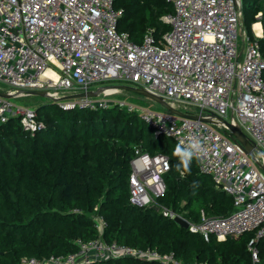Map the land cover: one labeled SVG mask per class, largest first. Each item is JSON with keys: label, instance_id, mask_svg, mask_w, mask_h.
Wrapping results in <instances>:
<instances>
[{"label": "built area", "instance_id": "1", "mask_svg": "<svg viewBox=\"0 0 264 264\" xmlns=\"http://www.w3.org/2000/svg\"><path fill=\"white\" fill-rule=\"evenodd\" d=\"M115 1L0 0V86L7 87L0 91L14 96L44 91L64 109H97L111 106L96 99L104 89L116 92L120 89L111 84L130 85L162 97L185 114L211 119L137 110L157 136L185 144L199 138L204 146L197 159L200 170L233 198L234 210L222 216L202 211L195 222L162 204L169 156L140 147L131 161L130 203L155 208L171 219L182 217L190 231L207 241L255 232L248 246L252 264H261L256 243L264 236V159L247 154L222 120L239 125L255 150L264 151L262 23L261 34L255 23L252 33L243 29L242 0H168L173 12L163 19L170 30L160 40L149 31L138 44L129 32L119 30L123 11ZM66 90L72 96L65 97ZM88 92L96 95L75 96ZM15 117L31 134L44 127L35 109L0 96V125ZM94 222L102 233L105 219L96 216ZM76 244L77 250L68 254L25 257L21 264H95L119 258L185 264L174 252L107 242L102 234L77 239Z\"/></svg>", "mask_w": 264, "mask_h": 264}, {"label": "trees", "instance_id": "2", "mask_svg": "<svg viewBox=\"0 0 264 264\" xmlns=\"http://www.w3.org/2000/svg\"><path fill=\"white\" fill-rule=\"evenodd\" d=\"M115 5L123 11L119 30L129 32L135 43L149 31L160 40L171 28L163 19L173 12L168 0H116ZM242 7L249 33L254 23H262L264 54V0H242ZM35 110L44 122L35 134L18 117L0 125V264L68 254L77 250V239L101 234L107 242L174 252L185 264H252L248 245L255 232L207 241L155 208L130 203L131 161L140 147L169 156L162 204L195 222L202 211L222 216L234 210L233 198L200 170L197 159L183 176L176 171L174 138L157 136L120 105L67 110L52 101ZM96 216L107 223L102 233ZM256 244L264 264V236ZM95 264L163 263L119 258Z\"/></svg>", "mask_w": 264, "mask_h": 264}, {"label": "rangeland", "instance_id": "3", "mask_svg": "<svg viewBox=\"0 0 264 264\" xmlns=\"http://www.w3.org/2000/svg\"><path fill=\"white\" fill-rule=\"evenodd\" d=\"M258 17V16H257ZM258 22V21H257ZM242 26L243 29H246V25L244 23V17L242 18ZM247 30V29H246ZM116 85V84H111ZM0 88H3L4 90L7 89L6 86H0ZM108 89V88H107ZM68 96H72V90H66ZM105 91V89H104ZM12 102L31 109H37L40 105L45 103H50L53 100L47 96H41L37 94H26L24 96H13L10 98ZM96 99H105L108 105H111L110 107H116L117 105L124 106L128 111H131L132 113H135L138 115L137 110L138 109H144V108H153L155 110L159 111H165L166 109L158 104L156 101L140 95L138 93H134L127 90H118L116 92L113 91H107L106 93L102 92L100 95L96 96ZM184 109L183 107L181 108Z\"/></svg>", "mask_w": 264, "mask_h": 264}, {"label": "water", "instance_id": "4", "mask_svg": "<svg viewBox=\"0 0 264 264\" xmlns=\"http://www.w3.org/2000/svg\"><path fill=\"white\" fill-rule=\"evenodd\" d=\"M115 86L117 88L121 89V90H127V91H131V92L138 93L140 95L146 96V97L156 101L158 104L163 106L167 111L172 112V113H174V114H176L178 116L190 117V118H195V119H201V120H205L207 122L211 121V119L200 118L198 116L185 114L181 110L171 106L162 97L154 95V94L150 93L149 91H147V90H145L143 88L133 87V86H130V85H115ZM27 94H37V95H41V96H47V94L44 91H27ZM95 95H96L95 92H88V93L77 94L75 96H77V97H85V96H95ZM0 96L6 97V98H12L14 95L10 94V93H7V92H4V91H0ZM213 117H216V116L213 115ZM222 122L231 130V132L233 133V137L235 138V140L238 143V145L242 149H244V151L247 154L252 155L253 154V150H255V144L246 136V134L242 131L241 127L239 125H233V124H231V123H229V122H227L225 120H222ZM261 167L264 170V165H261ZM175 221L177 223H179L181 227L188 229L189 222L186 219H184L182 217H176ZM256 264H259V263H256Z\"/></svg>", "mask_w": 264, "mask_h": 264}, {"label": "clouds", "instance_id": "5", "mask_svg": "<svg viewBox=\"0 0 264 264\" xmlns=\"http://www.w3.org/2000/svg\"><path fill=\"white\" fill-rule=\"evenodd\" d=\"M203 152L204 146L197 137H192L187 144L183 141L177 143L173 150V156L178 158L175 165L176 171L183 176L184 172L190 169L192 161L198 159ZM253 156L258 160L264 159V151L253 150Z\"/></svg>", "mask_w": 264, "mask_h": 264}, {"label": "bare ground", "instance_id": "6", "mask_svg": "<svg viewBox=\"0 0 264 264\" xmlns=\"http://www.w3.org/2000/svg\"><path fill=\"white\" fill-rule=\"evenodd\" d=\"M254 29L259 33L261 34V24H255L254 25ZM105 91H111V89H105Z\"/></svg>", "mask_w": 264, "mask_h": 264}, {"label": "crops", "instance_id": "7", "mask_svg": "<svg viewBox=\"0 0 264 264\" xmlns=\"http://www.w3.org/2000/svg\"><path fill=\"white\" fill-rule=\"evenodd\" d=\"M255 24H260V22H257V23H255ZM255 24H254V25H255ZM262 29H263V26H262ZM261 32H262V31H261Z\"/></svg>", "mask_w": 264, "mask_h": 264}]
</instances>
